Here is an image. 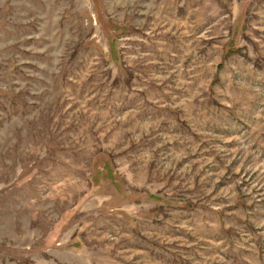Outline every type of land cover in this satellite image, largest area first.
<instances>
[{"label": "rangeland", "instance_id": "rangeland-1", "mask_svg": "<svg viewBox=\"0 0 264 264\" xmlns=\"http://www.w3.org/2000/svg\"><path fill=\"white\" fill-rule=\"evenodd\" d=\"M0 264H264V0H0Z\"/></svg>", "mask_w": 264, "mask_h": 264}]
</instances>
